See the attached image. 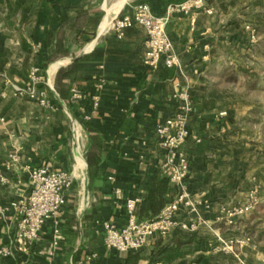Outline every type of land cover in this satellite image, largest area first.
<instances>
[{
  "label": "crops",
  "instance_id": "crops-1",
  "mask_svg": "<svg viewBox=\"0 0 264 264\" xmlns=\"http://www.w3.org/2000/svg\"><path fill=\"white\" fill-rule=\"evenodd\" d=\"M182 1L0 4V264H264V225L257 236L243 224L251 212L233 223L218 220L223 208L247 204L258 192L241 156L254 148L238 143L248 102L227 75H250L244 58L253 57L264 30V0H207L212 13L175 14L167 26L178 58L171 68L147 65L143 26L121 38L111 28L115 17L133 15L139 4L162 16ZM42 63L48 106L16 89ZM73 87L83 93L82 102L71 99ZM178 114L187 117L182 150L194 206H182L178 225L155 234L142 251L108 250L101 222L126 225V201L139 197L142 203L154 176L168 182L157 129ZM42 165L69 171L75 181L57 218L22 245L15 241L19 212L11 203L30 195L31 174ZM178 193L168 182L166 205Z\"/></svg>",
  "mask_w": 264,
  "mask_h": 264
},
{
  "label": "built area",
  "instance_id": "built-area-1",
  "mask_svg": "<svg viewBox=\"0 0 264 264\" xmlns=\"http://www.w3.org/2000/svg\"><path fill=\"white\" fill-rule=\"evenodd\" d=\"M201 10L212 13V10L207 6V0H185L172 3L162 16L154 15L149 5L142 3L136 6L133 15L115 17L111 23V28L121 38L127 29L135 25L143 26L147 34L145 41L147 65L157 69L162 63L165 68H171L178 63V58L174 52V44L167 32L168 24L175 14L187 15ZM249 29L251 41L256 42L259 37L258 32L255 28ZM27 78V85L25 87L16 86V89L37 100L41 105L48 106L47 92L40 87L44 82L41 67L33 65ZM71 99L82 102L84 95L78 88L73 87ZM98 105L99 97L95 96L93 106L96 109ZM186 118L185 114H178L160 124L157 129L159 145L166 151L163 165L164 174L170 185L179 187L178 195L165 206L157 217L144 221L139 220L137 212L141 199L139 197L128 199L126 209L129 218L126 225L118 226L113 220L101 222L104 244L108 250L121 253L142 251L155 234H168L178 225L175 214L182 206H194L186 187L191 172L190 162L186 152L182 150L189 134ZM74 181L75 178L71 172L56 169L49 165H42L33 170L30 195L25 200L11 203V206L19 212L15 241L26 245L39 238L44 225L57 218L61 208L66 203V193L72 188ZM116 194L121 198L120 190H116ZM254 206L255 202L251 201L247 204L223 208L225 215L219 217L218 220L233 223L237 217L250 213ZM1 213L0 210V215ZM180 225L188 229L186 224ZM55 232L57 236L60 234L59 226ZM0 253L5 252L1 251ZM94 257L96 254L91 256V258Z\"/></svg>",
  "mask_w": 264,
  "mask_h": 264
},
{
  "label": "rangeland",
  "instance_id": "rangeland-1",
  "mask_svg": "<svg viewBox=\"0 0 264 264\" xmlns=\"http://www.w3.org/2000/svg\"><path fill=\"white\" fill-rule=\"evenodd\" d=\"M6 2L0 0V4ZM260 37L253 57L244 58L250 75H227V79L236 83L233 87L235 93L248 102L238 121V143L254 148L249 153H241V156L246 159L248 170L255 174L258 192L253 200V210L245 217L247 221L242 222L248 224L257 236L264 225V30H261Z\"/></svg>",
  "mask_w": 264,
  "mask_h": 264
},
{
  "label": "trees",
  "instance_id": "trees-1",
  "mask_svg": "<svg viewBox=\"0 0 264 264\" xmlns=\"http://www.w3.org/2000/svg\"><path fill=\"white\" fill-rule=\"evenodd\" d=\"M47 63H42L41 68L45 69ZM41 88H46L44 85H40ZM168 190V182L162 181L154 176L151 183L149 194L146 199L141 203L140 209V221L149 220L157 217L165 208L166 200L165 194Z\"/></svg>",
  "mask_w": 264,
  "mask_h": 264
}]
</instances>
